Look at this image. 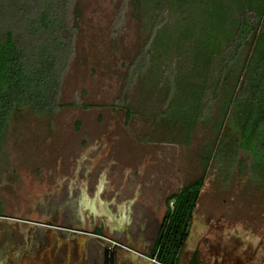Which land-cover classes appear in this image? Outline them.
<instances>
[{"label": "trees", "instance_id": "obj_1", "mask_svg": "<svg viewBox=\"0 0 264 264\" xmlns=\"http://www.w3.org/2000/svg\"><path fill=\"white\" fill-rule=\"evenodd\" d=\"M73 2L0 0V152L19 111L53 115L65 106L60 96L75 48ZM131 2L146 39L130 62L128 82L139 80L164 138L188 143L198 124L213 125L203 174L168 198L158 244L160 260L176 264L212 160L224 174L237 167L264 186V0ZM167 24L174 32L164 36ZM117 104L128 118L138 111Z\"/></svg>", "mask_w": 264, "mask_h": 264}, {"label": "rangeland", "instance_id": "obj_2", "mask_svg": "<svg viewBox=\"0 0 264 264\" xmlns=\"http://www.w3.org/2000/svg\"><path fill=\"white\" fill-rule=\"evenodd\" d=\"M73 4L75 48L60 96L65 106L53 115L26 108L11 119L0 152V204L7 209L23 203L36 185L46 179L52 182L48 174L57 169L72 176L78 173L77 184L81 177L89 178L92 185L131 190L133 197L139 190L144 196L158 190L162 201L203 174L202 154L214 140L213 125L198 124L188 143L164 138L165 130L140 96L139 80L128 82L130 62L146 39L134 4L131 0ZM163 29L164 36L174 32L170 24ZM142 95L150 100L149 94ZM119 101L138 111L128 118ZM144 196L137 201L145 202ZM192 219L194 231L197 221L209 226L219 219L225 231L251 229L259 234L264 231V186L253 184L248 171L241 173L237 167L224 174L212 160Z\"/></svg>", "mask_w": 264, "mask_h": 264}, {"label": "flooded vegetation", "instance_id": "obj_3", "mask_svg": "<svg viewBox=\"0 0 264 264\" xmlns=\"http://www.w3.org/2000/svg\"><path fill=\"white\" fill-rule=\"evenodd\" d=\"M63 171L48 174L52 182L36 185L23 203L0 204V264H132L131 254L145 257L143 264H165L158 237L173 193L162 201L152 189L133 197L131 190L92 185L89 178L77 184L78 173ZM142 195L146 201H137ZM197 224L194 231L189 221L176 264H264V231L232 233L219 219ZM123 226L128 235L121 234Z\"/></svg>", "mask_w": 264, "mask_h": 264}, {"label": "crops", "instance_id": "obj_4", "mask_svg": "<svg viewBox=\"0 0 264 264\" xmlns=\"http://www.w3.org/2000/svg\"><path fill=\"white\" fill-rule=\"evenodd\" d=\"M125 211H127V210H125ZM124 230H125V232H124ZM127 230H128V232L130 231L128 228H125V226H123V229L121 230V234L124 235L126 233L128 235L129 233L127 232ZM133 244L136 245L134 242H133ZM131 255H132L133 259H134L132 264H143L146 261L145 257H142L145 261H143V260H135V258H136L135 255H133V254H131Z\"/></svg>", "mask_w": 264, "mask_h": 264}]
</instances>
